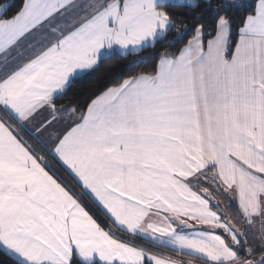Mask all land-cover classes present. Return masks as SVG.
I'll return each instance as SVG.
<instances>
[{
    "label": "snow or ice",
    "instance_id": "snow-or-ice-1",
    "mask_svg": "<svg viewBox=\"0 0 264 264\" xmlns=\"http://www.w3.org/2000/svg\"><path fill=\"white\" fill-rule=\"evenodd\" d=\"M148 48L154 71L57 106ZM128 236L264 264V0L0 2V264H182Z\"/></svg>",
    "mask_w": 264,
    "mask_h": 264
},
{
    "label": "trees",
    "instance_id": "trees-1",
    "mask_svg": "<svg viewBox=\"0 0 264 264\" xmlns=\"http://www.w3.org/2000/svg\"><path fill=\"white\" fill-rule=\"evenodd\" d=\"M0 2H2V0H0ZM16 2L19 3L20 0H16ZM248 2L254 5L256 0H248ZM181 46L182 44H175L168 48L167 51L174 52L178 47ZM158 59L159 52L154 49L148 48L143 50L138 55L130 54L123 59L119 57H114L110 61H105L103 64H101L100 68L96 72L92 73L84 79L77 80L73 88L70 89L68 93L63 96V98L57 101V106L60 107L66 105L69 107H85L86 102L88 100L93 98L95 95H98L105 88L118 84L127 76L142 71H154ZM137 61H139V63H137ZM46 162L48 163L49 167H51L53 170L57 172L61 171L59 166L50 157H46ZM64 179L69 184L72 183V181L67 176H65ZM75 190L79 192V188H76ZM234 206L229 208L228 211L230 212V214H233L235 212L232 209H236V207ZM89 211L98 218V220L105 226V228L109 227V225H107V223L103 220V217L95 209H93L90 204Z\"/></svg>",
    "mask_w": 264,
    "mask_h": 264
},
{
    "label": "crops",
    "instance_id": "crops-1",
    "mask_svg": "<svg viewBox=\"0 0 264 264\" xmlns=\"http://www.w3.org/2000/svg\"><path fill=\"white\" fill-rule=\"evenodd\" d=\"M42 138H44L45 140H46V134H45V136L44 137H42ZM25 139H27V137H25ZM32 141H30L29 140V143H31ZM47 142V141H46ZM51 158V157H50ZM52 159V158H51ZM54 162L56 163V161L54 160ZM57 164V163H56ZM217 202H213V204H216ZM219 203H220V211L222 212V213H226V214H229V215H231L234 219L236 218V216H235V214H236V212L238 211V206H234V207H236V209L235 208H232L235 212L233 213V214H230V212L228 211L229 210V207H228V201L226 200V199H224L223 197H221V198H219ZM232 206V207H233ZM91 207L93 208V209H95L92 205H91ZM96 210V209H95ZM197 227H200V226H197ZM179 230V229H178ZM184 231H188L187 229H184ZM128 238L130 239V240H135V242H142V243H147V244H149L147 241H143V240H140L139 238H136V237H132V236H128ZM150 246H152L153 248H155V249H157V250H160V252H158V251H153L152 250V252L154 253V254H157V255H159L160 257H162V258H165V259H172V260H179V261H182V260H180V259H178V258H176V257H174V256H169V255H166V254H164V253H161V252H171V253H174V254H178V256H181V257H183V258H193V259H196L195 257H193V256H190V255H186V254H182V253H179V252H175V251H172L170 248H167V247H160V246H158V245H152V244H149ZM197 260V259H196ZM199 261V260H198ZM182 264H187L186 262H184V261H182Z\"/></svg>",
    "mask_w": 264,
    "mask_h": 264
},
{
    "label": "rangeland",
    "instance_id": "rangeland-1",
    "mask_svg": "<svg viewBox=\"0 0 264 264\" xmlns=\"http://www.w3.org/2000/svg\"><path fill=\"white\" fill-rule=\"evenodd\" d=\"M215 202H217V200H214ZM95 213V212H94ZM259 228H260V225H259V223H257L256 224V227L254 228V229H252V231H254V232H259ZM127 239H129L128 237H127ZM137 244H141V245H146L149 249H151V250H153V251H158V252H160V250H157V249H155V248H153L152 246H150L149 244H147V243H142V242H136ZM163 253V252H162ZM166 255H169V256H174V257H176V258H178V259H180V260H182V261H184V262H186L187 264H200V261H198V260H196V259H193V258H183V257H181V256H178V254H174V253H170V252H164Z\"/></svg>",
    "mask_w": 264,
    "mask_h": 264
},
{
    "label": "built area",
    "instance_id": "built-area-1",
    "mask_svg": "<svg viewBox=\"0 0 264 264\" xmlns=\"http://www.w3.org/2000/svg\"><path fill=\"white\" fill-rule=\"evenodd\" d=\"M97 213V212H96ZM98 214V213H97ZM99 215V214H98ZM100 216V215H99Z\"/></svg>",
    "mask_w": 264,
    "mask_h": 264
}]
</instances>
